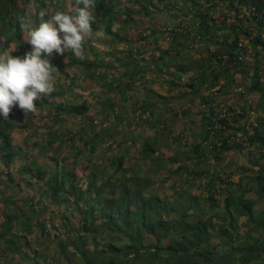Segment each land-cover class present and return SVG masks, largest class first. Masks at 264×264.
<instances>
[{"label": "trees", "instance_id": "obj_1", "mask_svg": "<svg viewBox=\"0 0 264 264\" xmlns=\"http://www.w3.org/2000/svg\"><path fill=\"white\" fill-rule=\"evenodd\" d=\"M83 6L77 0H0V52L13 43L14 56L30 50L22 21L36 26L42 12L49 19ZM172 9L181 22L159 25L157 15ZM88 10L94 21L90 36H109L106 55H115V62L100 59L86 40L83 59L71 53L50 57L57 68L55 90L35 101L49 112V136L38 152L42 164L35 169L34 161L21 169L24 186L0 169V264H264V208L255 207L258 201L264 205V0H89ZM132 31L138 35L134 42L128 38ZM197 42H203L197 49L205 56L193 61L190 51ZM71 71L96 88L80 103H57L58 96L77 91ZM149 75L153 82L146 80ZM236 75L250 77L251 84L243 85L235 104L221 107L217 95L235 91ZM144 80L167 84L179 96L145 86V95L138 97L137 84ZM203 91L209 92L206 101ZM251 93L259 95L252 104L246 100ZM194 97L203 107L196 118L189 106ZM220 110L228 117L220 119ZM2 120L0 148L10 162L24 151L9 144ZM171 123H181L182 129ZM188 129L195 133L193 143L186 138ZM98 149L104 150L101 159ZM244 149L245 165L236 166L231 158L227 170L217 169ZM207 159L218 164L203 167ZM83 164L89 169L85 184L75 173ZM159 173L161 183L149 177ZM170 179L173 196L162 198L157 186ZM249 193L257 199L247 198ZM48 198L59 212L66 211L64 240L51 239L42 222ZM75 215L80 221L69 224L67 217ZM37 231L42 235L34 249L30 237Z\"/></svg>", "mask_w": 264, "mask_h": 264}, {"label": "clouds", "instance_id": "obj_2", "mask_svg": "<svg viewBox=\"0 0 264 264\" xmlns=\"http://www.w3.org/2000/svg\"><path fill=\"white\" fill-rule=\"evenodd\" d=\"M77 4L84 6L79 7L74 14L56 12L49 19H43L45 13L42 12L41 22L36 26L31 21H22V27L27 32L26 42L31 46L23 57L13 55L17 48L12 45L0 52V119H3L1 122L9 144L15 150L21 147L24 151L9 162L2 158L3 150L0 148V169L5 175L11 174L14 179L25 165H32L34 161L38 165V159L41 158L38 152L41 151V146L46 145L45 141L49 136V128L45 127L48 132L40 142L31 138L34 134H28L27 130L33 114L45 110L35 101L42 95L52 93L56 87L54 73L57 68L53 66L50 57L53 53H71L78 59L84 58L83 42L92 33L94 21L88 10L89 0H77ZM11 112L13 113L9 115ZM1 146H4V141L0 137ZM4 162L10 165L6 167ZM20 184L24 186V183Z\"/></svg>", "mask_w": 264, "mask_h": 264}, {"label": "rangeland", "instance_id": "obj_3", "mask_svg": "<svg viewBox=\"0 0 264 264\" xmlns=\"http://www.w3.org/2000/svg\"><path fill=\"white\" fill-rule=\"evenodd\" d=\"M157 20H158V24L159 25H163V26L164 25L165 26L166 25H170L171 27H173L174 25H178L181 22L176 17V10H174V9H172L169 13L167 11H163L162 13H159L157 15ZM221 20H222V15H217L216 16V21L217 22H220ZM187 21L192 22V18L187 19ZM118 27H119V25H116L114 27V30L117 29ZM136 36H138V35L136 34L135 31H132V32H130L128 34V38L130 40H132L133 42H134V39L136 38ZM85 40L88 41V42H90V43H92V45H91L92 47L91 48H93L94 51L99 52L98 57L100 59H105V60L110 59V60H112V62H115V55L110 56V57H108L109 55L108 56L106 55V52H108V50H109L108 49V44L110 42L109 36L105 35L104 33H100L98 35H92V36L88 35L85 38ZM133 42H132V44H133ZM11 45H12L13 48H15V46H16L15 43L10 44V46ZM165 45L167 46L168 43L167 44L165 43ZM198 45H203V42H197L196 44H194L192 46L193 47L192 48L193 50L190 51L191 59L194 58L193 61H196L200 57H204L205 56L204 53L202 51H200V49H197L198 48L197 47ZM124 47H125V45L122 43V44L117 45L116 49L117 50H122ZM86 54H87V51L86 52L84 51V55H86ZM184 58H187V57L184 56ZM246 58L249 59L252 62L253 57H252L251 51H249V53L246 55ZM166 72H167V70L165 69V71H164L163 74L166 76L167 81H169L170 75H168ZM115 73H116V71H114V70L111 71V74L112 75L115 74ZM81 74L82 73L76 74L75 71H71L70 72V75H71L70 76V80H72L73 83H75V84L78 85L77 91H75L76 93L74 91H72L73 93L66 94L64 97L58 96L56 98V102L57 103L63 102V100H65L66 102H67V100L68 101H74V99H76L77 102L80 103L81 101L84 100V96L85 97L88 96V98H89L90 91L92 89H95L96 87L94 86V84L92 83L91 80H89V79L88 80H83ZM251 74H252V72H251ZM190 76H191V73H189L187 75H184L183 76V81L185 82ZM154 79H155V76L154 75H149L146 80L148 82L149 81H152L153 82ZM236 79H237L236 81H239V82L236 83V85L238 87H236V89H235L234 92H229L228 96L227 95H223V93H219L217 95L216 101H218V103L221 104V107L222 106L227 107V106H229V105H231L233 103L235 104L236 101H238L237 100L238 94L240 92H244L245 91V87H243V85L246 86V85H250L251 84V78L250 77H246L244 79V77H242L241 75H236ZM147 81L144 80V81H142V83L137 84V92L136 93H137V96L138 97H143L145 95V90H144V87L145 86L148 87V88H152V90H155L158 94L163 95V96H174V97H178L179 96L178 95L179 94V91L178 90H175L174 92H170V89L171 88L167 84H165V85L156 84V85L153 86V85H149V83H147ZM63 82H64V86H66V82H65V78L64 77H63ZM214 91H218V89H215ZM208 94H209V92H206V91H203L202 92V95H204V98H203L204 100L203 101L208 100V98H207V95ZM152 98L155 101V97L152 96ZM114 99H116V98H114ZM258 99H259V95L258 94L251 93V94H249V95L246 96V100L248 102H250L251 104L254 103L255 101L257 102ZM200 102L201 101H200L199 97H194L192 99V103L193 104L192 103H189V106L191 105V112H192L193 118L194 117L196 118V116H198L199 110L201 108H203L202 106L201 107L199 106L200 105ZM203 106L208 107V105H205V104H203ZM242 106H243V101L237 102V106H236L237 109H240V107H242ZM92 113L95 115L97 112L96 111H93ZM257 115H260V113L258 112L256 114H254L252 116L253 117V120L256 118ZM62 117L65 118L67 116L63 114ZM24 119L25 120H28L26 117H24ZM48 119H49V113H48L47 109L44 110V111H42V112L41 111L35 112L33 114L32 118L29 120L30 128H29V130H27V133L28 134L30 132L33 133L34 134V137H31L30 135L29 136L31 138H35V140L41 142V140L44 139V134H46L48 132V131H45V129H44L45 126H46V124H47ZM181 126H182L181 123L180 124H176L175 123V125L171 123V127L173 129H175L176 131H178V129L181 130L182 129ZM194 134L195 133H194L193 130L188 129L186 131V135H187L186 138H187V140H189L190 142L193 143L195 141ZM121 137H122L121 134L118 135V139L119 140L121 139ZM25 139H27V138H25ZM179 150H181V151H179V152H181L180 153V158L181 159H184L183 158L184 157V154L182 152L184 150H186V149L181 148ZM98 151L100 152L98 154V158L101 159L105 155L104 154V150L98 149ZM168 151L164 150V153H166L167 156L168 155H171L170 154L171 152H168ZM179 152H177V153H179ZM231 158H234V161L236 163V166L245 165L247 163V160H248V150L244 149L240 153L238 152V153H232V154H230V156L227 158V160H225L224 162L219 163L217 169L218 170L222 169V165H224V164L227 165L228 162H230ZM41 164H42V160L41 159L40 160L38 159V165H36V168L39 167ZM103 164H106V162L103 163ZM130 164H131L130 162L126 163V166H130ZM217 164L218 163L216 161H214L212 159H207L205 161V164L202 165V166L205 167L207 165L209 167V169H213V168L216 167ZM86 166H87L86 164H83L80 169H77L75 171V173L77 174V176L80 178L82 184L87 183L86 180L88 178L89 169H87ZM236 166H234L232 169L234 170ZM171 167H173V166H171ZM142 168H143V170L145 172L146 167H142ZM174 168H176V167H174ZM21 174L22 173L16 174L17 175L16 176V179L17 180H20L21 179ZM149 177L151 179L155 180L156 182H160L161 183V181L164 178V175L161 174V173H159L157 175L156 174H150ZM173 177L175 179H178L179 178L176 175H173ZM173 183H174V180L173 179H170L167 185H164L163 186L162 184H160V186H157V189H158L157 193H158V195L161 196L162 198L165 197V196H173L174 189L171 187ZM190 192L195 193L196 195L198 194V192L194 188L191 189ZM34 194H35V192H34ZM223 194L225 196V193H223ZM16 196H17V198L23 197L21 195H16ZM224 196L223 195H220L219 196V198H218L219 199V202H223ZM257 197L258 196H257L256 193H249L247 195V198H253L255 200L257 199ZM35 198L36 199H39V195L38 194H35ZM44 201L47 202V206L45 207V213L42 214V216H41V219L44 220V221H42V222H44V226H46L47 231H49V233L51 234V239L64 240L66 238V231H67V229L63 227L64 224H63V220H62V216L61 215H65L66 214V211L61 208L60 209V212H59V209L56 207L55 204H53V201H51L49 198L47 200H44ZM39 207H40V212L42 213L41 206L39 205ZM255 207L258 210H262L264 208L263 202L262 201H258V203H257V205ZM2 209H3V207L0 206V210H2ZM75 217L76 218H74V216H68L67 217L68 223L70 224L71 221H72L71 224L78 223L80 221V216L75 215ZM245 221H246V218H240L239 219V223L241 225L245 224ZM55 228L59 230V234L58 235H56V232L57 231L55 230ZM244 231H245V229H240L238 232L239 233L240 232L241 233H244ZM41 233L42 232L37 231V232L34 233V235L32 237H30L31 240H32V244H33V248L34 249H37L36 239H37V237L39 235H42ZM54 235H56V237ZM40 256H43V254L40 253Z\"/></svg>", "mask_w": 264, "mask_h": 264}, {"label": "built area", "instance_id": "obj_4", "mask_svg": "<svg viewBox=\"0 0 264 264\" xmlns=\"http://www.w3.org/2000/svg\"><path fill=\"white\" fill-rule=\"evenodd\" d=\"M253 115H254V113H252V116ZM226 117H228L227 111L226 110H220L219 111V118L223 119V118H226ZM251 121H253V117H252Z\"/></svg>", "mask_w": 264, "mask_h": 264}, {"label": "crops", "instance_id": "obj_5", "mask_svg": "<svg viewBox=\"0 0 264 264\" xmlns=\"http://www.w3.org/2000/svg\"><path fill=\"white\" fill-rule=\"evenodd\" d=\"M231 157H232V156H231ZM229 163H230V162H228V164H229ZM228 164H227V165H228ZM227 165H225V164L222 165V169H223V168L225 169V168L227 167ZM220 170H221V169H220ZM225 170H227V169H225Z\"/></svg>", "mask_w": 264, "mask_h": 264}]
</instances>
